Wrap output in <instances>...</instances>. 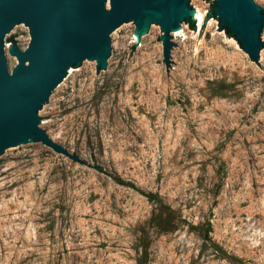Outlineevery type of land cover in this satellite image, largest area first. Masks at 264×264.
I'll return each instance as SVG.
<instances>
[{
  "label": "rangeland",
  "instance_id": "obj_1",
  "mask_svg": "<svg viewBox=\"0 0 264 264\" xmlns=\"http://www.w3.org/2000/svg\"><path fill=\"white\" fill-rule=\"evenodd\" d=\"M192 1L170 66L160 28L136 40L133 24L110 71L86 62L53 95L41 128L80 162L46 145L0 158V264H137L145 248L146 264H264V55L218 0Z\"/></svg>",
  "mask_w": 264,
  "mask_h": 264
},
{
  "label": "water",
  "instance_id": "obj_2",
  "mask_svg": "<svg viewBox=\"0 0 264 264\" xmlns=\"http://www.w3.org/2000/svg\"><path fill=\"white\" fill-rule=\"evenodd\" d=\"M221 23L260 64L264 13L255 0H218ZM194 22L192 0H0V158L29 146L46 145L80 162L41 127L53 95L86 63L111 70L113 40L125 26L147 39L162 32L164 61L177 48L173 35Z\"/></svg>",
  "mask_w": 264,
  "mask_h": 264
},
{
  "label": "trees",
  "instance_id": "obj_3",
  "mask_svg": "<svg viewBox=\"0 0 264 264\" xmlns=\"http://www.w3.org/2000/svg\"><path fill=\"white\" fill-rule=\"evenodd\" d=\"M262 12L264 13V9H262ZM114 179L119 184L130 186V187L134 188L135 190H137L140 193L144 194L149 200L158 198V196L156 194H154L152 192H144L143 190H141L140 188H138L137 186H135L131 182L125 181V180H123V179H121L119 177H115ZM211 230H212L211 223L207 222L205 227H204V231H203V235H204V239L205 240H210L209 232H211ZM216 247H217V249L219 251H222L219 246H216ZM146 261H147V249L145 248L143 250L142 254L138 257L137 264H146Z\"/></svg>",
  "mask_w": 264,
  "mask_h": 264
},
{
  "label": "bare ground",
  "instance_id": "obj_4",
  "mask_svg": "<svg viewBox=\"0 0 264 264\" xmlns=\"http://www.w3.org/2000/svg\"><path fill=\"white\" fill-rule=\"evenodd\" d=\"M193 13H194V17L200 21L201 20V14L199 13V11H194ZM182 31H183V29L180 30L179 32H177L176 34H174V36H176L178 33L182 32ZM134 38H136V40H139V35H138L137 30H136V33L134 35Z\"/></svg>",
  "mask_w": 264,
  "mask_h": 264
}]
</instances>
